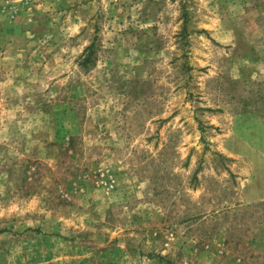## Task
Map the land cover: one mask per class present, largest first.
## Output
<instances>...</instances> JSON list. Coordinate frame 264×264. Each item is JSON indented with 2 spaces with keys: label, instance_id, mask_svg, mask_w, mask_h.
Here are the masks:
<instances>
[{
  "label": "rangeland",
  "instance_id": "rangeland-1",
  "mask_svg": "<svg viewBox=\"0 0 264 264\" xmlns=\"http://www.w3.org/2000/svg\"><path fill=\"white\" fill-rule=\"evenodd\" d=\"M0 264H264V0H0Z\"/></svg>",
  "mask_w": 264,
  "mask_h": 264
},
{
  "label": "trees",
  "instance_id": "trees-1",
  "mask_svg": "<svg viewBox=\"0 0 264 264\" xmlns=\"http://www.w3.org/2000/svg\"><path fill=\"white\" fill-rule=\"evenodd\" d=\"M183 22H184V31H187V29H186V24H187V20L185 19V20H183ZM88 59V58H87ZM88 62V60H85L83 63L84 64H86ZM74 140H75V138L74 137H70L69 139H68V141H67V147L68 148H72L73 147V142H74ZM219 157H222V156H220V155H218Z\"/></svg>",
  "mask_w": 264,
  "mask_h": 264
}]
</instances>
